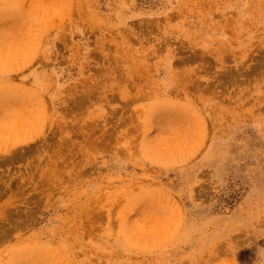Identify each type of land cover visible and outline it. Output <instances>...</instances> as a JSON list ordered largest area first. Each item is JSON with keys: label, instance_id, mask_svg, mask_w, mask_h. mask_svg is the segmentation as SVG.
Listing matches in <instances>:
<instances>
[{"label": "rangeland", "instance_id": "374dc122", "mask_svg": "<svg viewBox=\"0 0 264 264\" xmlns=\"http://www.w3.org/2000/svg\"><path fill=\"white\" fill-rule=\"evenodd\" d=\"M2 87L0 264H264V0H0Z\"/></svg>", "mask_w": 264, "mask_h": 264}, {"label": "bare ground", "instance_id": "6f19581e", "mask_svg": "<svg viewBox=\"0 0 264 264\" xmlns=\"http://www.w3.org/2000/svg\"><path fill=\"white\" fill-rule=\"evenodd\" d=\"M30 46V45H29ZM10 64V63H9ZM6 70V69H5ZM7 75H5V77H6ZM17 93V90H15V89H13V88H8V87H2V88H0V96H3V97H7V96H9V95H17L16 94ZM18 94H19V92H18ZM19 98H21L22 97V95H19L18 96ZM23 98V97H22ZM32 120V119H31Z\"/></svg>", "mask_w": 264, "mask_h": 264}]
</instances>
